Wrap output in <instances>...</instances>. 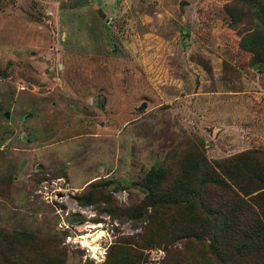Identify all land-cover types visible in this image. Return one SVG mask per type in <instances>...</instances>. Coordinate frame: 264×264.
Wrapping results in <instances>:
<instances>
[{
	"label": "rangeland",
	"instance_id": "374dc122",
	"mask_svg": "<svg viewBox=\"0 0 264 264\" xmlns=\"http://www.w3.org/2000/svg\"><path fill=\"white\" fill-rule=\"evenodd\" d=\"M231 1L0 0V264H104L124 244L219 264L134 214L146 173L197 138L211 159L264 151V66Z\"/></svg>",
	"mask_w": 264,
	"mask_h": 264
},
{
	"label": "trees",
	"instance_id": "16d2710c",
	"mask_svg": "<svg viewBox=\"0 0 264 264\" xmlns=\"http://www.w3.org/2000/svg\"><path fill=\"white\" fill-rule=\"evenodd\" d=\"M226 8L233 25H241V33L246 28L241 48L252 54L253 64L264 66V0H232ZM193 142L173 164L165 161L146 173L144 203L133 214L146 219L150 241L193 238L219 264H264V151L211 159L200 138ZM75 199L95 203L91 190ZM143 262L124 244L113 247L104 264Z\"/></svg>",
	"mask_w": 264,
	"mask_h": 264
},
{
	"label": "bare ground",
	"instance_id": "6f19581e",
	"mask_svg": "<svg viewBox=\"0 0 264 264\" xmlns=\"http://www.w3.org/2000/svg\"><path fill=\"white\" fill-rule=\"evenodd\" d=\"M91 250H94L95 252L98 250V248H96V247H92V249Z\"/></svg>",
	"mask_w": 264,
	"mask_h": 264
},
{
	"label": "water",
	"instance_id": "95a60500",
	"mask_svg": "<svg viewBox=\"0 0 264 264\" xmlns=\"http://www.w3.org/2000/svg\"><path fill=\"white\" fill-rule=\"evenodd\" d=\"M99 232H100V231H99ZM99 232H98V233H99Z\"/></svg>",
	"mask_w": 264,
	"mask_h": 264
}]
</instances>
